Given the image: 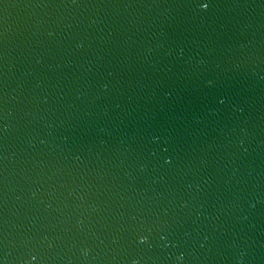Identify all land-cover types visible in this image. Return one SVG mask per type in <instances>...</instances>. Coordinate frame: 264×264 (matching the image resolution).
<instances>
[{
	"label": "water",
	"instance_id": "obj_1",
	"mask_svg": "<svg viewBox=\"0 0 264 264\" xmlns=\"http://www.w3.org/2000/svg\"><path fill=\"white\" fill-rule=\"evenodd\" d=\"M0 264H264V0H0Z\"/></svg>",
	"mask_w": 264,
	"mask_h": 264
},
{
	"label": "snow or ice",
	"instance_id": "obj_2",
	"mask_svg": "<svg viewBox=\"0 0 264 264\" xmlns=\"http://www.w3.org/2000/svg\"><path fill=\"white\" fill-rule=\"evenodd\" d=\"M199 7L202 9H207L210 6V0H198Z\"/></svg>",
	"mask_w": 264,
	"mask_h": 264
}]
</instances>
